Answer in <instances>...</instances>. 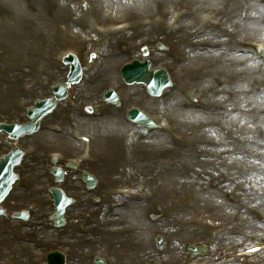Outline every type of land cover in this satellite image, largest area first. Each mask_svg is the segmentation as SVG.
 <instances>
[{
  "label": "bare ground",
  "instance_id": "6f19581e",
  "mask_svg": "<svg viewBox=\"0 0 264 264\" xmlns=\"http://www.w3.org/2000/svg\"><path fill=\"white\" fill-rule=\"evenodd\" d=\"M48 1H54V0H48ZM20 2H21V0H1V4L3 3V6L0 5V22L3 20V18H14V17L16 18L18 15H27L25 12H23L21 10V8L19 6ZM4 3L8 4L7 10L5 9ZM34 3H36V7H34L33 12L36 15V20H37L36 26H37V28H42L43 22H46V21H55L57 23L61 21L60 18L57 16V10L54 7L42 5L39 2V0H34ZM72 11H73V9H68V12H72ZM252 12L254 13V15H253L254 18L251 19V28H252L251 30L254 31L256 34H259V35L264 34V7L257 6V7L252 9ZM126 36L127 37L123 40V42L130 43L133 45V41L137 38V36H135V32H131L130 35L126 34ZM12 37H13L14 42L20 46H23L20 42H23L24 44L28 43L29 41H36V43L40 42V39L34 33H28V35L21 37L20 42L17 40L15 41L16 36H12ZM172 39H174V38H172ZM133 51L135 52L136 49L134 48ZM106 53H107L106 57L102 56V59H105V61H106L105 66H103L101 72L98 75H94L93 77H91V78H95V79L89 81V83H95L96 81H99L98 86L96 88H93L91 86L88 88H86V87L81 88L79 90V94H77V97L79 100L86 99L89 97H96L100 91H103L102 90L103 84H104L103 77L105 79V76L110 77V75H113L114 69H116L118 67V65L117 66L114 65V62L116 61V59L122 58V56H125V54L123 52H117V50L115 48L113 50L110 49V51H108ZM151 57L154 58L153 56H151ZM211 58L216 63H223L224 65L228 66L230 64V60L233 57L222 56V55L217 56V55L213 54V55H211ZM7 60L8 59H6L5 56L0 55V66H3V63ZM97 61L98 60L93 61L92 65H90V68H93L95 66L94 64H96ZM30 64L32 65L30 71L37 69L36 63L34 61H32ZM52 68L59 70L58 67L51 64V65H48V68L44 69V71H46V72L50 71L51 72ZM262 71H264V70H262ZM64 72H67V69L60 70L59 75L61 73L63 74ZM25 75H26L25 73L15 74V73L11 72L8 76L2 77L0 74V94H2V91H3V93H6L7 95H9L10 98H13L14 100H16L17 103H20L21 102L20 100H22V99L29 98L31 95L22 94L14 86V84L21 81V80H19V76H22L24 78ZM59 75H51V77L54 79V78L58 77ZM253 77H255V76H254V74L251 73V76L249 79H251ZM259 77H260V79H262V78H264V75H260ZM111 79H114V76H111ZM261 81L263 82L264 80H257L255 83H260ZM240 83L242 84L241 79H240ZM198 84H200V82H198ZM230 87H231V90H233V84ZM234 91H237V87H234ZM232 94H233V96H235L234 93H232ZM169 95H173V94H169ZM235 98H237L238 100L237 101L235 100L233 102V109L229 111V109L226 108L223 113H227L226 115H228V114H230L231 111H233L235 109H237L239 111H243L244 118H241L243 121H245L246 116H248V114H251V113L257 114L255 116L257 117L258 123L260 124L258 136H259L261 144L255 143L253 140H251V143H252V145L255 144V146H257L258 149L264 153V138H263V134H262L264 132V129L262 128V126L264 127V117L259 116V115H264V99H259L256 97L245 99L244 97L241 96L240 93H237ZM165 104H166L167 110H170L171 112H174V113H178V112L180 113L183 111L182 114H185V115L191 114V115H193L192 117H198V118H200V117L205 118L208 115V114H203V113L198 114V113L193 112V111L185 110L182 108V106H178L176 101H171L170 97L168 98V101L166 100ZM184 110L186 112H184ZM216 114H217V112H216ZM9 115L12 117H17L19 114L16 111H12L11 113H9ZM51 116L58 118V119L60 118L59 112L53 113V114H51ZM97 121H100V120L91 119L88 121H81L82 122L81 128L85 129V130H91L94 132V134L99 135L98 132H100V131L102 132V131L115 130V131L119 132L126 127L119 122V120L116 116L113 117V115H111L107 119V121L104 123H103V121L100 123H98ZM77 122H78L77 118L73 117L71 123L77 124ZM68 123H70V122H67V124ZM174 132L177 134L176 131H174ZM145 136L146 135H144V134H140V136H139L140 137L139 142L137 143L135 149L140 145L142 151H139L137 153V155L141 154V156H145V155L148 156L153 151H160V149H164L163 146L157 147V145H155L154 143L148 142L152 139H157V138H153V137L148 138ZM39 138H40V141L39 140L38 141L41 144L42 150L48 149L49 148L48 145H50V144L54 145L55 147L60 146V147H66V148L77 146L75 143L68 140V138L65 135H62L61 137H57V136L42 134L39 136ZM216 138H217V134L214 131L211 132V136H209V137H208V132H204L202 135H195L194 136V139H196V141L198 139H202L203 142H207V143L210 141L209 139L214 140ZM142 140H148V141L144 142ZM147 144L153 145V149H151V151H148V150H145L144 148H142L143 146H145ZM114 150H115V153L116 152L119 153L118 149H114ZM188 150H189V154L192 153V151H193L191 148H188ZM178 151H180V150H178ZM210 152L212 153L213 156L215 155V151H210ZM175 155L178 157H181L177 161H180V163H183V159H182L183 156L180 153H176ZM163 158H166V157L165 156L159 157L158 161H161ZM134 159H135V157L132 158L130 160V162L127 164L129 166H132ZM216 159H217V157H215L214 163L221 167V160L220 159L217 160L219 163L218 164ZM147 160H148V165L153 169V170H151V180L155 181V183L158 181H161V180H164L165 183L172 182L173 180L176 179L177 176L181 175L182 171H184L183 168L179 167V165H177V167L174 169L169 168L167 165H163L160 168V170L162 172V175H160L158 173V171L156 169H154L156 167L158 161L156 163H153L152 161H150V157H148ZM202 163H203L204 167H208L209 172H207V174H210L211 173L210 167L213 164H209L208 162H202ZM186 164H187V166L197 165L198 162H195L190 158H186ZM120 165H121V162L116 161L114 163V166L112 168H108V169L111 171L113 168H115V166L119 167ZM134 165H137V163H135ZM38 166L39 165H36L34 168H36ZM34 168L31 169V167H30V169L28 171V175H29V178L31 181V186H30L28 191H31V192L27 193L28 191H26L24 193V195H25L24 198H30L31 193L32 194L34 193V186L44 182V181L39 180V178L37 176H35ZM116 169H117V167L115 168V170ZM114 172H116V171H114ZM78 174H80V173H78ZM160 176L163 178H161ZM71 177H72L71 174L65 173L64 180H63L64 185L68 186L67 181H69L71 179ZM262 177H264V166L263 167L260 165L255 166L254 179L261 180ZM186 178H189L188 181L190 182V184L199 183L197 180H195L192 177L187 176ZM212 181H213V179H212ZM212 181L207 183L209 185V189L211 190L209 192V194L208 193L204 194L203 196L198 198V200H202L203 197L207 196L208 200L214 201V199H216L214 194H216V193L220 194L223 191L224 188H219L216 185L214 187H212L213 186ZM68 187L70 189H72V187H70V186H68ZM75 187H76V184L73 185V188H75ZM18 195L22 196L23 194L21 192H14L12 194V196H10L9 200L13 199L14 197H16ZM249 196L250 195H248L247 197H249ZM251 198H253L254 201H258V204L264 208V200H262V199L259 200L258 198L254 197L252 195H251ZM6 201H7V199H6ZM6 201H5V204L9 203ZM140 211L141 212L150 211V208L148 205L130 204L126 209L124 208L121 211L120 215L125 214L128 217L130 216L128 222H132V221L135 222V233H134L135 235L134 236L132 235L133 237H131V236L130 237H124L123 236V239L120 241L124 242V245H123L124 250L132 253L133 255H136L137 253H138L137 255H140V254L144 255L145 261L149 264V258H148L149 257L148 251L150 250L149 242H150V238L153 237V235L155 234V231H154V227L149 228V227H144V226L139 225L138 221L136 220V217L139 215ZM176 213H179V214L182 213V215H185L182 206L181 207L177 206ZM213 214H215V212ZM120 222H122L121 219H120ZM247 222H248V220L245 219V217H244L242 219V221L238 225H236V228L239 227V229H244ZM103 234H104V237L100 241V243H103V241H105L107 239H112L115 237H118V238L122 237V235L118 234L117 231H109L107 229L103 231ZM73 238H77V237L72 232L70 235V243H71ZM135 242H138V243L136 244ZM74 246L77 247V243H75ZM77 257H78V253L75 252V264H89V262L86 260H80L79 258L76 259Z\"/></svg>",
  "mask_w": 264,
  "mask_h": 264
},
{
  "label": "rangeland",
  "instance_id": "374dc122",
  "mask_svg": "<svg viewBox=\"0 0 264 264\" xmlns=\"http://www.w3.org/2000/svg\"><path fill=\"white\" fill-rule=\"evenodd\" d=\"M173 1V0H172ZM183 1H185V2H187V3H193L196 7H204V8H209V7H213V6H217L218 8H220V6L218 5V4H216V2L217 1H219V0H206V2H202L201 0H183ZM21 8L22 9H24L25 10V7H24V5L23 4H21ZM154 10V6H153V8H152V10L150 9V11H145V10H140V11H126L125 13H129V14H132V13H139V12H143V13H152V11ZM27 17L26 16H21V17H19L18 19H13L12 21H8V19H5V21H8V22H11V23H14V24H19V22H21L22 20H24V19H26ZM238 25V24H237ZM239 26V25H238ZM240 27V26H239ZM56 27H44L43 28V30L44 31H47V32H51L53 29H55ZM241 30V34L243 35V36H246V38H250L251 37V31L250 30H248V31H244V30H242V29H240ZM9 33H11V32H9ZM159 35H160V33H158ZM16 38V37H15ZM17 39V38H16ZM0 41L1 42H3V43H5V44H7V46H9L10 48V50H11V52H14V51H18V52H21V53H30V52H32V49H30V47H26V45H24V47H21L20 45H18V44H15L14 43V41H12V38H9V39H7V35H5V34H3L2 33V29L0 28ZM166 44V43H165ZM218 47H216V45H214L213 47L215 48H219L220 46H222L223 47V43H222V45H217ZM222 47H221V49H222ZM45 47H43V46H41V47H38L37 49H44ZM175 50H176V52H178V53H180V49H181V47L180 46H174L173 47ZM187 51V54L190 56V51H188V50H186ZM219 52H221V51H219ZM224 53H227L228 55H230V56H233L228 50L226 51V52H224ZM196 54H198V55H201V54H199L197 51H196ZM206 54H208V53H206ZM220 54H223V53H220ZM217 55H219V54H217ZM223 55H226V54H223ZM207 56H210V54L209 55H207ZM235 58H239V57H235ZM210 59H208V58H206V60L204 61V60H197V63H191V64H189L188 66H185V70H186V74L188 73V76H190V75H192V74H195V72L194 71H196L198 68H196V67H201V66H207L208 65V63H207V61H209ZM240 60L242 61V63L243 64H234L233 66H226V67H219L218 69H216L215 68V71H217V73L218 74H220L219 76H214V78L210 81V82H207L206 84L207 85H211L212 83H213V81H214V79L217 81V80H219V77H221L222 79H224V76L223 75H225V74H227V73H229V74H232V73H235V74H237V72H241V73H243L244 74V72L246 71V69H245V67H244V59L242 58V57H240ZM116 62H118V60L116 61ZM253 67H254V65H253ZM173 68H174V65H173ZM212 68V67H211ZM210 68V69H211ZM252 69V68H251ZM254 70L255 71H259V68L258 67H254ZM173 75H175V76H177L176 75V73H175V71H173ZM30 77H31V75L29 74L28 76H27V78L24 80V81H19V82H17L16 84H14V86L18 89V91L21 89L20 88V86L22 85V84H25L26 82H28L27 80H29L30 79ZM178 78H179V80L182 82V79L180 78V76H177ZM57 79V78H56ZM244 80H247V79H244ZM112 83H114V82H112ZM252 84V82H247L245 85H243V88H246V87H249L250 85ZM186 85V84H185ZM189 87H192V85H188ZM258 86V85H257ZM85 87H86V85H85ZM242 88V87H241ZM240 88V89H241ZM249 88H251V86L249 87ZM138 95H140L141 97L143 96V93L141 92V89H139L138 90ZM178 96V94L176 95V97ZM138 98L140 99V97L138 96ZM143 98H144V100L146 99L144 96H143ZM31 99V97L28 99V100H30ZM94 99H96L95 97H94ZM93 99V100H94ZM125 99L127 100V102L130 104V105H133V104H139V103H141V102H139L137 99L135 100H128V98L127 97H125ZM27 100V101H28ZM218 100H220V101H223L224 100V97H220V98H218ZM88 100H83V102H87ZM147 101V100H146ZM151 101V100H150ZM147 101V103H151L152 105H153V107H155L154 105H155V102H153V101ZM5 102H11L12 103V101H11V98L10 97H3L2 98V100H0V104H2V103H5ZM26 102V101H25ZM24 103V102H23ZM146 103V104H147ZM148 105V107L151 109H148V111L150 110V111H152V110H154L153 109V107L151 106V105H149V104H147ZM155 109H158L157 107H155ZM163 111H166L165 109L163 110ZM222 115H220V116H215L214 118H212V119H210V121H209V124H212V123H215V121L217 120V119H219L220 117H221ZM179 118V117H178ZM177 118V119H178ZM231 118V117H230ZM236 119H232V122L234 121L235 123H238V122H240L239 121V119L238 118H240V117H235ZM238 119V120H237ZM179 120V119H178ZM215 120V121H214ZM246 120V122H244L243 123V125L245 126V131H247V132H245L243 129H240L241 130V132L244 134L243 136L244 137H246V136H252V134H254V133H256L257 132V130H258V124H256V123H253L254 121L253 120H249V119H245ZM51 121H53V120H50L49 122H51ZM103 121H104V119H103ZM203 120H197V119H186L185 120V123H190L191 124V126L192 125H195V124H197V125H202L201 124V122H202ZM212 121V122H211ZM211 122V123H210ZM47 123H48V121H47ZM98 123H100V122H98ZM104 123V122H103ZM70 126L71 125H69V128H70ZM185 126H190V125H186L185 124ZM69 128H67V132H65V134H67V137H69ZM77 129H78V132H79V134L80 135H87V136H90V137H92V139H94L95 137H99L97 134H94V132H91V130H85V129H80V127H78L77 126ZM249 132V133H248ZM99 133V135L100 136H102V137H106L108 140H115L116 142H118V144H119V142L124 138V137H126L127 135H129V131H125V130H122V132L121 133H119L118 134V132L117 131H115V130H110V131H100V132H98ZM95 135H97V136H95ZM95 136V137H94ZM111 137H113V138H111ZM253 137H255V136H253ZM100 138V137H99ZM111 138V139H110ZM29 141H24V143H28ZM101 143V144H100ZM99 144H96V143H94V147H93V150L95 151H97L96 153H95V156H96V158H98V159H100L101 161H102V163H104L106 166L108 165H111V157L109 156V155H103L102 153L103 152H105V153H108V152H111L110 150H112V149H114V148H111V146H114L115 147V144H112V143H110V142H108L107 140H104V138H103V140L100 142ZM166 145L168 146V143L166 142ZM52 146H54V145H52ZM52 149H54V150H56L57 148L56 147H54V148H52ZM228 149V147H226V148H224V147H222L221 149H217L216 151H221V152H223V151H226ZM253 151V150H255V151H257L254 147H249L248 148V151ZM128 154V153H127ZM218 155H219V153H218ZM170 156V158H172V156H173V159H172V163H171V165L170 166H168L169 168H171V169H174V168H176L177 167V165H179V164H182V166L185 168V169H187V170H185V174L184 175H189V176H191V177H193V178H195V174L197 173V172H202V171H204L203 170V168L201 167V162L197 159V154H193L192 155V160L193 161H197L200 165H190L189 167L187 166V164H186V162H183V163H180V161H177L178 159H180V157H178V156H176L175 155V152L171 155H169ZM189 156V155H188ZM224 157H229V156H227V155H223ZM154 158H157V156H153ZM191 159V158H190ZM140 160H143L141 157H140ZM253 164V163H252ZM121 166L122 167H120L119 169H120V171H122V170H124V168L126 167L125 166V164L124 165H122L121 164ZM125 166V167H124ZM179 169V168H178ZM221 169L223 170V171H228V169L229 168H222L221 167ZM41 170V168H39V171ZM135 171H137V170H135ZM135 171H134V174H135ZM139 171L141 172V173H139V174H143V176H147V175H149V174H151L150 173V171H147V170H144L143 168H139ZM254 171V170H253ZM105 175H107V176H109V177H113V178H115L116 176H117V174H116V176H114V175H110V174H108V173H104ZM133 176V175H132ZM252 177H253V173H252ZM254 179V178H253ZM178 180H183V183H184V181H186V179H182V178H176L175 179V184H176V186H174L173 187V189L172 188H170L171 186H173V185H167L166 183H157V185H154V182L153 181H151V188L153 189V188H155V187H157L158 186V189H159V191H162V192H168L169 194H171V195H174V196H176V200L175 201H179V203L180 204H183L182 206H185L186 208L185 209H187V211L186 212H188V219H191V220H196L197 222H198V224H193V225H189L188 227H187V232H189L188 233V235L187 236H185V237H181V244H184L185 242H188L189 240H195V239H197V240H199V237H196V236H194V235H196V230H198V229H205V230H207L208 228H211V227H214V226H227V225H229L230 224V220H229V217H227V218H225V219H223V220H220V219H217V217H216V215L215 214H213L214 213V206L213 205H210V202H202V203H200V208L199 207H197L198 206V202H197V200H193V199H191V189H192V187H193V185L192 184H190V185H188L187 187H186V189L183 187V189L185 190L184 191V193H183V197H182V191H183V189H181L180 190V188H179V186H177V182H178ZM254 182H255V184L256 185H258V186H260V187H262L263 185H264V177L262 178V180H256V179H254L253 180ZM136 182V180L135 179H133V181H132V183L130 184L131 186L132 185H134V184H136L135 183ZM173 182V183H174ZM42 185V184H41ZM160 186V187H159ZM199 186V185H198ZM77 189H80V187H78ZM77 189H74V190H71V189H69V191H76ZM13 190V189H12ZM12 190H11V192H12ZM15 190H19V189H15ZM242 196V195H241ZM228 197H230V196H228ZM24 198H20L19 199V201H18V203L17 204H15L14 206H7V207H5L6 209H7V211H9V210H14V209H16V208H18V207H22L24 204H26L30 199H28V200H23ZM31 200H36L35 198H32ZM231 204H233L234 202H230ZM254 204V203H253ZM252 203H251V205H253ZM176 206V205H175ZM174 206V207H175ZM170 208L169 209V211L167 212V214H169V215H171L172 216V218H181V217H183V215H182V213L181 214H179V213H175V211H174V209H176V208ZM237 208H239L238 207V205H237ZM185 209H184V211H185ZM203 211H205V213H203L202 215H200V213H202ZM225 212H227L226 214H228V213H230L231 211H230V209H228V210H226ZM147 212H141L140 211V213H139V215L136 217V220L138 221V223H139V225L140 226H145V227H152V226H155L154 224H152V225H150V224H147L146 222H144V219H143V216H144V214H146ZM189 213L190 214H192V215H194V217L193 218H190V216H189ZM117 214H119V213H117ZM117 214H114V215H109V214H107V215H103L102 216V214H98V216L96 217V220H99V222L101 221L103 224H105L107 221H111V220H114V222H116V224H117V222H118V224H117V226L115 227V228H112V230H117L118 231V234H120V235H125L124 233H121V229H125V228H130V229H132V228H134L135 227V222H128V220H129V217L127 216V215H125V214H121L120 215V219H121V223L119 222V220H118V215ZM186 214V213H185ZM249 217V216H248ZM149 218V221H151L152 223H154L155 222V220H152L151 219V217H147V219ZM183 219H184V217H183ZM190 220V221H191ZM125 221V222H124ZM96 222H98V221H96ZM120 223V224H119ZM156 228H157V231H156V236H158L159 235V232L161 231V229H163L164 227L163 226H155ZM261 228L262 229H257V230H255L254 231V229H253V232L252 231H250V234L249 235H251V233H253L252 235L253 236H251V238H248L247 237V240H249V239H251V244H254L257 240H259V238H261V237H264V227H262L261 226ZM94 231L92 232V236H90V237H84V238H82V239H85V240H89V239H94V237H95V235L97 234V233H102L101 234V237H104V234H103V231L104 230H106L107 228H104V229H99V228H97V226H95V227H93L92 228ZM97 230V231H96ZM125 230H129V229H125ZM99 234V235H100ZM128 235H131V233L130 234H128ZM128 235H125V236H128ZM42 236H44V235H41V237ZM59 236V235H58ZM153 237H155V236H153ZM116 238V237H115ZM115 238H112V239H107V240H105L104 241V243L103 244H95V243H92L91 244V246H89L87 249H85L84 251H82L84 254H92L93 252H96L97 250H108L109 252H110V256H111V259L113 258V261L112 262H119L120 260H131V259H133V257L131 256V255H127L126 253H125V251L124 250H116L113 254H112V245H114V244H117V243H120L121 241H120V239L117 237V239H115ZM123 239V236L121 237V240ZM154 239V238H153ZM156 239V238H155ZM155 239H154V241H155ZM55 240H57V236L55 237ZM61 240H64V239H61ZM101 240V239H100ZM99 240V241H100ZM63 242H65V244H66V246H70V244L68 243V240L67 239H65ZM96 242H98V241H96ZM82 248H83V246H81V250H82ZM166 248H163L159 253L160 254H167L168 252H169V250L167 249V250H165ZM2 252H4V250L3 249H1L0 250V253H2ZM90 255H89V257H90ZM11 256L12 257H15V258H18L17 256H18V254H12L11 253ZM152 258H154L153 256H151ZM86 258H88V256H86ZM91 259V258H90ZM260 261L262 260V259H259Z\"/></svg>",
  "mask_w": 264,
  "mask_h": 264
}]
</instances>
